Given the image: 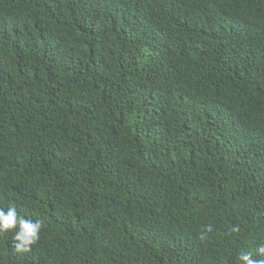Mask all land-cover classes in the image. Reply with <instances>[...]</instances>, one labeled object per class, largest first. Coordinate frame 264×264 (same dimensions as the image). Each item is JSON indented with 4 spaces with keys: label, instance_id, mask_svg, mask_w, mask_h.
<instances>
[{
    "label": "trees",
    "instance_id": "trees-1",
    "mask_svg": "<svg viewBox=\"0 0 264 264\" xmlns=\"http://www.w3.org/2000/svg\"><path fill=\"white\" fill-rule=\"evenodd\" d=\"M13 207L0 264L264 259V0H0Z\"/></svg>",
    "mask_w": 264,
    "mask_h": 264
},
{
    "label": "clouds",
    "instance_id": "clouds-1",
    "mask_svg": "<svg viewBox=\"0 0 264 264\" xmlns=\"http://www.w3.org/2000/svg\"><path fill=\"white\" fill-rule=\"evenodd\" d=\"M44 228L42 220L33 221L19 215L16 209L10 208L7 211L0 209V234L15 233L14 248L18 254L32 252L34 246L41 238V231ZM239 227L233 226L226 235L231 236L238 232ZM214 232L212 225H208L199 233L201 241H207L211 233ZM260 256H264V245L257 249ZM238 259L242 264H264V259H257L251 252H242Z\"/></svg>",
    "mask_w": 264,
    "mask_h": 264
}]
</instances>
